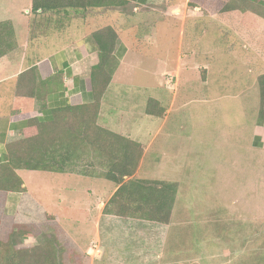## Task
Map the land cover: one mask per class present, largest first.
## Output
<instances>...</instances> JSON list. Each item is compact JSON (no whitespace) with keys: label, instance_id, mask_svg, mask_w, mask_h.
Here are the masks:
<instances>
[{"label":"rangeland","instance_id":"rangeland-1","mask_svg":"<svg viewBox=\"0 0 264 264\" xmlns=\"http://www.w3.org/2000/svg\"><path fill=\"white\" fill-rule=\"evenodd\" d=\"M192 1H180L192 9H200L186 23L180 10L172 14L177 18L156 16L160 14L153 12L150 16L107 18L114 14L107 10L97 16L100 18L96 17V23L90 21L85 25L80 22L83 18H78L77 25H43V35L35 43L40 54L55 53L69 44L72 36L90 31L93 26L116 28L121 38L118 45L123 42L130 54L121 64L117 60L113 79L104 93L105 100L120 110L134 113L133 117L126 116L125 122H136L134 126L140 127L143 123L145 133L149 125L142 116L147 111L148 100L163 97L167 107L175 95L174 91H167L162 96L159 79L153 74L164 69L172 71L184 56L180 77L175 80L179 84L176 107L166 131L160 136L156 134L142 162L143 149L142 166L139 164L137 175L141 179L174 182L179 186L162 264H260L258 260L261 257L264 260V234H259L264 230V188L261 189L264 185L259 180L264 182V163L260 164L264 153L253 149L250 140L255 107L260 104L254 79L258 73H264V58H259L253 74L244 75L247 66L242 59L246 50L240 45L244 42L241 39L253 38L244 32L246 17L243 19L239 11L264 13V7L236 0L229 5L236 9L223 14L221 11L230 0H198L199 4ZM171 4L178 6L179 2L175 0ZM261 37L264 57V33ZM230 42L237 44L232 50L236 53H227ZM230 61L233 64L229 65ZM197 65L219 71L212 78L210 90L216 96V93L222 94V85L227 81L219 75L220 71L235 67L242 78L232 90L243 91L246 80V94L240 104L245 101L247 112L240 114L239 104L231 98L186 105L187 101L201 99L207 92L198 90L196 79L201 78V72L194 70ZM104 78L92 76L91 82ZM197 105L201 107L199 110L195 109ZM153 131L150 130L152 136ZM147 133L142 137L147 138ZM18 175L25 184L24 192H0V235L7 239L13 225L22 224L32 228L34 234L21 247L45 246L53 237L59 242L62 264H91L86 252L97 239L99 203L107 201L115 185L102 178L78 174L21 170ZM228 228L232 241L225 237ZM260 243L262 250H259ZM254 248L258 250L256 253ZM228 252L230 256L223 260V254Z\"/></svg>","mask_w":264,"mask_h":264},{"label":"crops","instance_id":"crops-1","mask_svg":"<svg viewBox=\"0 0 264 264\" xmlns=\"http://www.w3.org/2000/svg\"><path fill=\"white\" fill-rule=\"evenodd\" d=\"M31 1L32 0H0V23L11 22L14 27L15 39L17 42V48L14 51L0 58V165L7 161L6 155L8 145L23 139L26 130L33 120H40L41 122L47 123L53 120L54 113L57 109L80 104L89 105L94 102L93 83L91 82V75H93V73H91V69L93 67L95 68L100 61L99 46L92 37L94 33L100 32L106 28H112L116 32L118 38L114 55L117 60L120 59V64L130 54L128 47L123 44V42L118 45L121 38L118 34V30L112 26H102L99 28L93 26L90 31H85L78 36H72L69 44L63 46L57 52L40 54L39 45L35 42L38 43L39 37L43 35V25L54 24L56 26L60 25L61 27H65V25L72 26L80 24V22L85 25L90 21L96 23L94 20L100 18L97 16L105 14L107 10L114 11L113 16L107 18L150 16L152 12L160 14L156 16L176 17L172 14L180 10L179 14L181 15L183 13L186 17L183 23H186L188 17L197 15L199 13L198 10H200L199 8L192 9L188 7L186 3H180L181 0H176L179 2L178 6L135 5L130 3L114 8H93L79 13L75 11H62L61 13H39L31 15ZM250 1L254 2V0ZM263 1L264 0H256V4L262 5L261 2ZM93 11L96 14H92ZM239 14L242 16L244 15L243 19L246 17L244 21L247 26H245L244 32H246L250 38H253L251 41H245L243 38L241 40L244 42L240 44L241 47H244V50H246L242 59V62L247 66V71L244 72L246 76L251 73L253 74L258 66L259 58H261L260 60L264 58L261 51L263 48L261 44V42H263L261 35L264 33V17L255 11L242 9L239 11ZM205 17L208 18L209 16L207 15ZM78 18L83 19L78 22L76 21ZM74 21L77 23H73ZM98 26L99 25H97V27ZM34 43L36 45L35 47L33 46ZM235 44L236 43H228V54L236 53L235 51L232 52V50L236 49L237 44ZM183 57L179 59L177 67L172 71L164 69L153 74L159 79V89L162 91V96H164V93L167 91H174L175 95L172 97L167 107L164 105L163 97H161V99L150 98L148 100V103L151 100L156 101L158 105L154 104L155 109L162 111L163 114L161 116L150 115L146 111L142 116V119H147L146 123L149 125L148 133L146 132L147 138L142 137V135L146 134L143 132V123H141L140 127L138 125L134 126L136 122L130 123L128 120L127 122L129 124L125 122L124 118L128 115L133 117L135 116L134 113H129V111H124L122 109L120 110L115 107L114 103L109 104V101L105 100L107 92L102 98L97 119L98 125L142 144L144 149L142 162L156 134L160 136L163 131H166L170 121V115L176 107L179 84L175 80L180 77ZM231 64H233V62L230 61L229 65ZM194 70H199L202 73H200L201 78L198 80L196 79V83L199 84L200 88L198 90H206L207 92L201 99L187 101L185 103L186 105L193 104L194 102L209 104L216 100L223 101L231 98L239 104L238 111L240 114H245L247 112V104L245 101H243L242 105L240 104L241 98L246 94V80L244 79L243 91L236 92L232 90L242 78L240 73H236L235 67L227 71H220L219 75L226 77L227 81L222 85V94L219 95V93H216L217 96L213 95L215 92L210 90H212V78L219 71L214 72L211 67H199V65L194 67ZM263 74L258 73L257 77L254 79L255 85L256 83L258 85V79ZM232 78L233 80L231 81ZM112 79L113 78H111L110 82ZM193 88L197 89L195 85ZM200 108L199 105L195 106L196 110ZM225 108L228 112L230 111L229 105ZM259 110L260 104L259 107H255V124L250 144L253 149L264 153V125H261L258 121ZM212 111L214 112V109H212ZM150 130H154L153 136ZM141 138L143 140H148L145 142L142 141ZM142 162H140V167L142 166ZM263 163L264 154L260 159V164ZM140 167H138L136 177ZM19 171L21 170L16 171L17 174ZM259 182L262 186L264 185L263 180L260 179ZM24 185L22 187H24L25 190ZM117 188L118 186H115L105 203H99L101 213L98 217L96 226L97 239L86 252L90 263L162 264L172 219L169 224H161L142 219L123 218L106 214L104 212L105 207ZM263 188L264 187H261V189ZM9 193L21 194L22 192H8L7 194ZM260 216L261 215H258L257 218L261 219ZM259 234L263 236L264 230H261ZM231 235V230L228 228L225 234L228 241L234 240ZM262 247V243H260L259 250H262ZM253 251V253H256L258 250L254 248ZM244 252L245 250L242 251V253ZM229 256L230 252L223 254V260L225 257ZM258 262L264 264L263 257H261Z\"/></svg>","mask_w":264,"mask_h":264},{"label":"trees","instance_id":"trees-1","mask_svg":"<svg viewBox=\"0 0 264 264\" xmlns=\"http://www.w3.org/2000/svg\"><path fill=\"white\" fill-rule=\"evenodd\" d=\"M174 1L32 0L30 14L62 11L79 13L93 8H114L130 3L171 6ZM196 1L190 3L199 4ZM232 1L236 0H230L221 13L236 9L229 6ZM248 2L256 4V0ZM261 3L262 5H257L264 7V1ZM255 12L264 17L262 11ZM92 37L99 46L100 57L92 76H105L104 79L93 82L94 102L57 109L53 120L47 123L33 120L25 132V137L7 147V161L0 165V192L24 191V184L17 170L76 173L84 177L102 178L118 186L105 207L106 214L169 224L179 192L178 184L136 177L143 154L142 144L97 123L102 98L117 65L114 52L118 36L112 28H106L94 33ZM16 48L13 25L11 22L0 23V58ZM258 88V121L264 125V74L258 79ZM154 104L158 105L154 100L149 102L147 113L161 116L163 112L156 110ZM21 234L23 238L20 239ZM32 234V228L14 224L7 239L0 235V264H62L58 251L59 242L53 237L49 238V244L45 246L21 247L23 241Z\"/></svg>","mask_w":264,"mask_h":264}]
</instances>
